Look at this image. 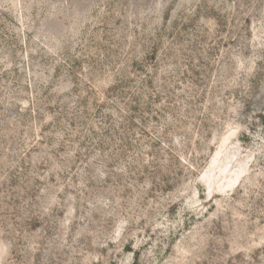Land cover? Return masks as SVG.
Wrapping results in <instances>:
<instances>
[{
    "label": "rangeland",
    "instance_id": "rangeland-1",
    "mask_svg": "<svg viewBox=\"0 0 264 264\" xmlns=\"http://www.w3.org/2000/svg\"><path fill=\"white\" fill-rule=\"evenodd\" d=\"M0 264H264V0H0Z\"/></svg>",
    "mask_w": 264,
    "mask_h": 264
}]
</instances>
